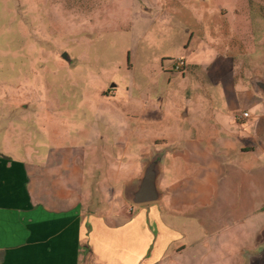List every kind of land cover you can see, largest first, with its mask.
Returning <instances> with one entry per match:
<instances>
[{
    "label": "rangeland",
    "instance_id": "1",
    "mask_svg": "<svg viewBox=\"0 0 264 264\" xmlns=\"http://www.w3.org/2000/svg\"><path fill=\"white\" fill-rule=\"evenodd\" d=\"M189 57L214 60L178 72ZM231 63L246 87L264 77V0H0V159H31L38 206L62 193L86 215L106 203L104 215L111 199L130 212L125 184L166 141L180 165L171 187L220 227L242 171L264 166L224 128ZM69 218L72 239L83 217ZM262 218L247 215L245 232ZM240 231L214 254H237Z\"/></svg>",
    "mask_w": 264,
    "mask_h": 264
},
{
    "label": "crops",
    "instance_id": "2",
    "mask_svg": "<svg viewBox=\"0 0 264 264\" xmlns=\"http://www.w3.org/2000/svg\"><path fill=\"white\" fill-rule=\"evenodd\" d=\"M189 60H202L207 65L214 59L189 57L188 68L194 65ZM230 65L222 75L230 79L223 91L224 128L229 136L242 139L238 152L244 159L257 154L264 158V97L252 86L246 87L242 76L234 72L233 63ZM159 146L167 150L159 183L162 199L140 206L125 201L130 212L128 206L117 207L111 199L104 215L99 214L106 203L86 215L83 207L69 205L62 193L52 203L38 206L30 179L31 159L10 160L4 155L0 159V264H242L245 250L255 249L264 240V166L242 171V192L235 193V202L227 204L222 225L215 228L208 224L204 212L193 215L192 210L204 209V204L182 200L181 194H176L181 191L171 187L179 173V160L166 141ZM225 174L231 175L229 170ZM57 185L61 187H54ZM70 194L79 202L83 200L76 191ZM74 210L83 218L70 239L69 217ZM256 213L263 218L249 224L246 233V216ZM239 228L236 238L242 240L238 253L214 254V239L226 234L223 245L231 246L233 239L228 235Z\"/></svg>",
    "mask_w": 264,
    "mask_h": 264
},
{
    "label": "water",
    "instance_id": "3",
    "mask_svg": "<svg viewBox=\"0 0 264 264\" xmlns=\"http://www.w3.org/2000/svg\"><path fill=\"white\" fill-rule=\"evenodd\" d=\"M61 58L68 63L72 62L68 52H64ZM250 84L256 93L264 97V77H252ZM166 151V149L157 151L146 157L143 161L144 167L141 175L125 184L123 197L127 203L140 206L162 199L164 192L160 189L159 183ZM242 264H264V240L255 249L245 250Z\"/></svg>",
    "mask_w": 264,
    "mask_h": 264
},
{
    "label": "built area",
    "instance_id": "4",
    "mask_svg": "<svg viewBox=\"0 0 264 264\" xmlns=\"http://www.w3.org/2000/svg\"><path fill=\"white\" fill-rule=\"evenodd\" d=\"M187 67H188V62L185 59H181L177 62L175 69L178 72H184ZM245 117H248V115L246 114Z\"/></svg>",
    "mask_w": 264,
    "mask_h": 264
}]
</instances>
